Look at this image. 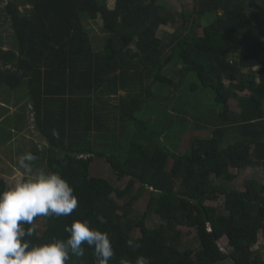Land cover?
Wrapping results in <instances>:
<instances>
[{
    "label": "trees",
    "instance_id": "16d2710c",
    "mask_svg": "<svg viewBox=\"0 0 264 264\" xmlns=\"http://www.w3.org/2000/svg\"><path fill=\"white\" fill-rule=\"evenodd\" d=\"M191 1L182 12L161 0H116L114 8L108 0H30V10L5 5L18 49L0 42V87L16 104L26 107L30 99L48 142L32 154L44 150L46 173L59 172L78 197L71 215L34 219L33 244L67 239L65 226L89 220L111 240L109 264H135L141 255L150 264H264V245L256 248L264 183L247 179L243 191L231 185L235 169L264 167V0ZM178 19L174 32L159 34ZM169 66H181L179 83ZM192 75L190 91L200 93L188 101L192 129L210 135L194 133L179 153L165 139L178 145L193 131L172 89ZM0 100L11 102L5 94ZM205 100L213 104L202 109ZM152 114L162 121L153 123ZM100 160L112 180L93 170ZM9 188L0 177V192ZM145 193L147 209L133 213L132 201ZM219 198L222 206L205 203ZM154 213L163 223L151 228L145 219ZM192 234L198 247L183 246ZM129 239L140 247L130 248ZM84 247L83 257L66 264H96L94 249Z\"/></svg>",
    "mask_w": 264,
    "mask_h": 264
},
{
    "label": "clouds",
    "instance_id": "9594fccd",
    "mask_svg": "<svg viewBox=\"0 0 264 264\" xmlns=\"http://www.w3.org/2000/svg\"><path fill=\"white\" fill-rule=\"evenodd\" d=\"M33 109L32 105L31 111L28 109L26 113L34 120ZM52 135L59 138L55 129ZM36 160V155L25 153L20 157L19 166L26 174L32 173V163ZM77 207L74 188L56 171L29 175L0 192V264H66L72 256L85 255L84 245L94 249L96 264H109L113 256L111 240L106 232L91 227L89 220L65 226L69 233L67 239H55L45 244H33L29 239L37 233L35 218L69 216ZM96 219L100 224L107 222L102 215ZM126 243L133 249L140 247L132 239ZM227 244L228 241L226 247ZM121 264H127V261L122 259ZM135 264H150V261L141 255Z\"/></svg>",
    "mask_w": 264,
    "mask_h": 264
},
{
    "label": "rangeland",
    "instance_id": "374dc122",
    "mask_svg": "<svg viewBox=\"0 0 264 264\" xmlns=\"http://www.w3.org/2000/svg\"><path fill=\"white\" fill-rule=\"evenodd\" d=\"M5 2L7 5L10 2H17L19 6L21 7L22 10H26L32 8L30 0H1ZM116 0H108V5L110 8H114ZM161 3L163 5H166L168 8L172 9L174 12L175 11H186L190 10L193 8V2L191 0H161ZM28 10V11H29ZM5 17H8L7 9L4 6V11L2 14V18L4 19ZM215 16H211V20H214ZM181 20L178 19L176 24H170L168 26H162L159 30V34L161 36H164L165 33H172L175 31L177 26H180ZM208 21H203V25H207ZM3 26H0V28ZM203 28V27H202ZM96 33H100V29L98 27H95ZM203 29H201V32ZM11 30L9 29L8 24L5 25L3 28L0 29V40L3 42V47L9 48L11 47L9 43L10 37H12ZM98 35V34H97ZM181 69V66L173 67L169 66L167 68V72L169 73L175 83H179L182 78L181 74L179 73V70ZM194 77V75H192ZM192 76L187 77L184 79V82L182 86L180 87L179 90H176L174 87L172 89V95L174 94V97L171 98L172 102L177 104H181L184 108H186L189 111V114H183L186 119H188L191 124H190V131L192 130L193 132H189L185 135L184 141H179L178 145H174L173 141L171 138L165 139V142L171 150L176 149L179 153L183 152L186 148V144L190 142V137L195 133V134H200L202 136H208L210 135L209 130H203V131H198L194 130L193 128V114L195 113V110L192 108L191 103L188 102L192 99H198L200 97V93L196 94V92H191L189 85L194 83V79ZM192 80V82H191ZM197 81V79H195ZM200 92V91H199ZM21 93V92H19ZM122 93V92H121ZM209 94V92H207ZM1 103L5 104L6 107L2 108L0 107V119L1 123H3V127L5 125V129L0 128V177H3L7 183L13 187L14 184L17 181H22L24 178L28 177L29 175L35 176L39 175L40 173H46L45 169V158L44 157V150L46 149V146H48L47 140L40 134L38 131L36 125H35V120H33L32 117L31 120L32 122L30 123V118L24 117V114L29 108L25 105L22 104L23 107L17 108L14 106H11L8 104V102L0 101ZM207 103V104H206ZM188 104V105H187ZM213 103L210 101H202L201 102V108H206V107H211ZM24 109V110H23ZM172 110V109H170ZM31 111V110H30ZM174 112V111H173ZM8 113V114H7ZM7 114V115H6ZM149 116H147L148 118ZM149 119L153 123H159L162 121V116L158 114H152L150 115ZM213 127V125L211 126ZM113 134V131L110 133V135ZM40 149H44L41 151L40 155L37 156V160L32 163V168L33 172L26 174L22 168L19 166V160L20 157L23 156L25 153H34L37 152ZM181 151V152H180ZM174 162L173 158L169 159V164H168V169H171L172 164ZM93 170L95 172H98L101 176L108 175V177L112 180L113 176L108 168V164L103 161H95L93 163ZM235 174H237V178L232 182V186L234 188H237L241 191L246 189L245 181L250 178H254L262 183H264V167L262 166H249L246 169L243 170H234ZM126 183L123 184L122 187H125ZM138 193V191H137ZM136 193V194H137ZM150 194L145 193L142 194L140 197L137 199L133 200L132 203V208H133V213L140 212L144 213V211L148 207V203L150 201ZM206 205H212V206H222L223 200L222 198L219 199H209L206 202ZM138 214V213H136ZM41 221L45 222L46 219L41 218ZM147 225L151 228L154 227H159L162 225L163 221L159 218L158 214L154 213L152 216H148L145 219ZM195 235H190L187 237L183 238V246L185 247H193L197 248L198 247V240L194 238ZM228 239L224 237L220 244L222 247L225 249L226 243ZM264 245V232L263 230L259 234V243L256 246V248L262 249ZM184 248V247H183ZM227 264H233L232 261H227Z\"/></svg>",
    "mask_w": 264,
    "mask_h": 264
},
{
    "label": "crops",
    "instance_id": "0c3cea01",
    "mask_svg": "<svg viewBox=\"0 0 264 264\" xmlns=\"http://www.w3.org/2000/svg\"><path fill=\"white\" fill-rule=\"evenodd\" d=\"M3 4H6V3L0 0V26H3V27H4L5 25L8 24L9 29L12 31L10 21L7 20L6 17H5L4 19L2 18V14H3V11H4V6H5V5L2 6ZM3 27H1V28H3ZM1 28H0V29H1ZM11 34H12V37H10V39H9V43H8V44H10L11 47L6 48V49L15 48V47L13 46V44L16 45V42H15V40H14V38H13V32H11ZM0 36H1V35H0ZM0 42H1V40H0ZM2 43H3V42H1V44H2ZM3 44H4V43H3ZM3 49H5V48L3 47ZM15 49H18V47H16ZM3 87H5V86H3ZM3 87H0V97H1L2 94H5V95L11 100V102H12V103H11V102H8L9 105L14 106V107H17V108H21V107H23V106H22V102H18V104L14 103V102H13L14 99H13V97H12L10 91H8L7 89H5V88H3ZM0 101H3V100H0ZM4 101H5V100H4ZM5 102H7V101H5ZM28 105H29V108H28V109H29V110H30V108L32 109V102H30V99H29ZM0 107L4 108V107H6V105L0 102ZM23 108H24V107H23ZM7 114H8V113H7ZM7 114H6V115H7ZM24 117H28V113H26V115H24ZM1 120H2V118L0 119V128H3V129L7 128V127H5V125H4V127H3V123H1ZM29 122H30V123L32 122L31 118H30V121H29Z\"/></svg>",
    "mask_w": 264,
    "mask_h": 264
}]
</instances>
